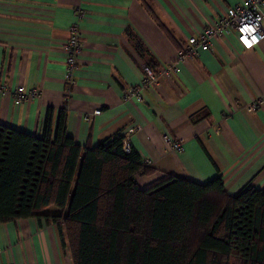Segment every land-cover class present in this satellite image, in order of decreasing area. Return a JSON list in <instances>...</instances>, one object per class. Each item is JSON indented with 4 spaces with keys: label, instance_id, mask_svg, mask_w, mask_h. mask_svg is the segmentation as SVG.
I'll list each match as a JSON object with an SVG mask.
<instances>
[{
    "label": "crops",
    "instance_id": "0c3cea01",
    "mask_svg": "<svg viewBox=\"0 0 264 264\" xmlns=\"http://www.w3.org/2000/svg\"><path fill=\"white\" fill-rule=\"evenodd\" d=\"M238 1L0 0V124L37 135L46 108H65L68 134L82 146L135 129L130 143L154 168L135 176L142 189L170 176L205 183L217 175L231 195L247 184L264 188V40L244 50L234 34L175 63L189 36ZM76 22L83 52L65 100L63 42ZM127 29L143 41L156 67H178L139 101L122 99L144 77V61ZM18 85L40 96L16 106L12 92ZM96 109L100 113L93 115ZM164 137L180 141L183 150H173ZM64 238L65 244L58 225L44 218L0 221V264H73Z\"/></svg>",
    "mask_w": 264,
    "mask_h": 264
},
{
    "label": "trees",
    "instance_id": "16d2710c",
    "mask_svg": "<svg viewBox=\"0 0 264 264\" xmlns=\"http://www.w3.org/2000/svg\"><path fill=\"white\" fill-rule=\"evenodd\" d=\"M126 34L142 70L157 74L143 41ZM124 137L82 146L68 134L65 108H46L37 135L0 124V221L56 223L73 264H264V188L231 195L217 175L205 183L170 176L142 189L135 176L154 168L132 145L123 150Z\"/></svg>",
    "mask_w": 264,
    "mask_h": 264
},
{
    "label": "built area",
    "instance_id": "2783aa9c",
    "mask_svg": "<svg viewBox=\"0 0 264 264\" xmlns=\"http://www.w3.org/2000/svg\"><path fill=\"white\" fill-rule=\"evenodd\" d=\"M264 0H239L233 6L228 7L216 20L207 21L202 30L197 35L189 36L183 49L178 51L176 64L186 58L192 59L199 51L208 50L211 47L213 40L222 39L231 35H236V39L240 47L246 49L240 42V28L242 26H258L256 35L264 33ZM256 18H260L259 22ZM68 37L63 42L65 51V95L69 96L72 89L76 85L75 72L80 66V55L83 52L82 32L78 22L73 23L68 28ZM244 35L248 36L247 33ZM250 39V36H248ZM264 39H261L263 41ZM260 41V42H261ZM260 44V43H259ZM257 46V45H256ZM255 47V46H254ZM252 49V48H251ZM175 63L160 67L157 74L149 67L143 66L144 77L142 82L136 86H129L123 91L122 99L128 101L131 99L141 100L142 92L148 89L152 84L157 82L162 75H171L178 70ZM3 86L1 89L3 90ZM14 104L19 106L23 101L38 98L40 93L36 89H26L23 85H18L12 92ZM262 97L253 101L247 109L254 111L262 101ZM100 113L99 109L92 112L93 115ZM88 119V115H84ZM134 128H129L123 139L122 148L128 152L131 148L129 135L134 132ZM169 146L176 151L183 150V144L180 141H171L168 137H164Z\"/></svg>",
    "mask_w": 264,
    "mask_h": 264
},
{
    "label": "clouds",
    "instance_id": "9594fccd",
    "mask_svg": "<svg viewBox=\"0 0 264 264\" xmlns=\"http://www.w3.org/2000/svg\"><path fill=\"white\" fill-rule=\"evenodd\" d=\"M259 22L260 18H256ZM241 36H240V42L246 49H251L254 46L258 45L261 41V39H264V33H261L259 36L255 33L258 32V26H242L240 28ZM245 33L250 36V39L248 36L244 35Z\"/></svg>",
    "mask_w": 264,
    "mask_h": 264
},
{
    "label": "rangeland",
    "instance_id": "374dc122",
    "mask_svg": "<svg viewBox=\"0 0 264 264\" xmlns=\"http://www.w3.org/2000/svg\"><path fill=\"white\" fill-rule=\"evenodd\" d=\"M65 97H66V98H69V96H66V95H65ZM234 264H239V262H236V261H235Z\"/></svg>",
    "mask_w": 264,
    "mask_h": 264
}]
</instances>
